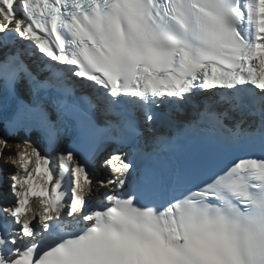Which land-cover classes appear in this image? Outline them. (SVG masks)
Returning a JSON list of instances; mask_svg holds the SVG:
<instances>
[{
	"label": "snow or ice",
	"instance_id": "1",
	"mask_svg": "<svg viewBox=\"0 0 264 264\" xmlns=\"http://www.w3.org/2000/svg\"><path fill=\"white\" fill-rule=\"evenodd\" d=\"M17 40L30 43L5 53L0 82L15 94L23 71L29 99L0 110V157L19 169L0 207V264H264V155L200 179L203 158L145 163L173 137L137 139L167 117L177 135L209 124L264 146V0H0V49ZM36 51L43 78L21 59ZM97 108L115 119L96 130L120 133L102 160L94 146L79 159L68 146L58 168L35 146L11 154L21 129L55 150L62 126L95 128ZM233 112L258 123L229 128Z\"/></svg>",
	"mask_w": 264,
	"mask_h": 264
},
{
	"label": "bare ground",
	"instance_id": "2",
	"mask_svg": "<svg viewBox=\"0 0 264 264\" xmlns=\"http://www.w3.org/2000/svg\"><path fill=\"white\" fill-rule=\"evenodd\" d=\"M9 141H10L11 147L13 149L11 154L13 155L14 158H15V154L17 152H21V151H24V150H27L28 152L31 151V148L29 149L28 146H27V144H28L27 140L24 138V136L22 134L17 135L13 139H9ZM29 144L31 145L30 142H29ZM17 145H19V147ZM35 147H37L39 149V151L41 152V147H40L39 144L36 143ZM6 160H7L6 157H1L0 158V163H5ZM32 203L35 204L36 202L33 201Z\"/></svg>",
	"mask_w": 264,
	"mask_h": 264
}]
</instances>
